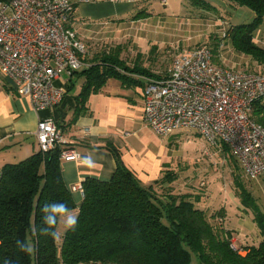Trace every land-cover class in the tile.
Masks as SVG:
<instances>
[{"label": "trees", "instance_id": "obj_1", "mask_svg": "<svg viewBox=\"0 0 264 264\" xmlns=\"http://www.w3.org/2000/svg\"><path fill=\"white\" fill-rule=\"evenodd\" d=\"M190 2L198 8L216 10L223 18L230 13L210 0ZM223 2L234 10L245 12L246 8L252 12L251 22L230 23L224 37L230 36L238 50L264 65V46L255 41L264 24V0ZM121 49L118 46L114 53L96 56L93 65L83 70L88 73L87 79L94 71H101L96 77H125L121 70L146 73L141 66L131 67L121 59ZM88 89L86 84L81 96ZM251 118L264 126V97L253 104ZM220 143L232 158L230 147ZM113 150L115 172L109 180L87 178L79 204L63 179L61 146L39 150L2 167L0 264H191L192 253L202 264H264V211L236 171V195L245 210L252 213L260 237L242 247H235L231 242L233 233L219 223L225 208L210 214L198 207L191 192L175 189L170 170L151 184H142L123 164L120 153ZM234 160L233 168L237 169L241 165L238 158ZM46 204H62L70 212L76 211L75 229H66L58 240L41 235L39 230L46 227L41 209ZM59 221L53 229L57 232ZM18 242L30 244L33 251H22Z\"/></svg>", "mask_w": 264, "mask_h": 264}, {"label": "built area", "instance_id": "obj_2", "mask_svg": "<svg viewBox=\"0 0 264 264\" xmlns=\"http://www.w3.org/2000/svg\"><path fill=\"white\" fill-rule=\"evenodd\" d=\"M75 11L72 0L0 3V72L37 110L61 104L65 92L56 79L85 66L86 45L68 25ZM263 97L264 73L218 64L213 50L203 45L176 56L163 77L148 82L144 120L159 136L192 129L212 144L225 143L246 175L258 179L264 177V126L251 118V110ZM35 135L41 151L61 146L62 161L79 159L54 119H41ZM3 141L0 135V147ZM2 174L0 167V184ZM73 189L83 191V185Z\"/></svg>", "mask_w": 264, "mask_h": 264}, {"label": "crops", "instance_id": "obj_3", "mask_svg": "<svg viewBox=\"0 0 264 264\" xmlns=\"http://www.w3.org/2000/svg\"><path fill=\"white\" fill-rule=\"evenodd\" d=\"M4 1L0 0V3ZM72 1L76 11L68 25L77 32L80 40L86 41L88 49L86 47L82 69L72 76L62 72L55 81V85L65 92L61 104L50 109H35L29 97L16 91L13 80L0 72V135L4 137L0 147V167L24 160L39 151L35 135L39 121L52 118L58 123L67 145L79 154L78 160L62 161L63 179L79 204L83 191L74 190V186L83 185L87 178L109 180L115 172L117 162L113 149L120 153L123 164L142 184L149 185L163 177L165 163L162 153L148 139L153 129L144 120V89L150 80L163 77L165 73L144 64L141 54L130 65L122 58L121 49V59L131 67L141 66L140 70L149 74L121 70L125 77L110 74L96 77L101 71L97 74L94 71L87 79L88 73L83 70L93 65L95 57L102 53H114L120 46L112 50L91 48L103 43L102 37H98L101 29L106 25L113 26L133 13L139 0ZM259 38L258 34L256 41L259 42ZM86 84L89 89L85 96H81ZM75 212L70 214L75 215ZM65 230L64 220L60 219L59 232L64 233Z\"/></svg>", "mask_w": 264, "mask_h": 264}, {"label": "rangeland", "instance_id": "obj_4", "mask_svg": "<svg viewBox=\"0 0 264 264\" xmlns=\"http://www.w3.org/2000/svg\"><path fill=\"white\" fill-rule=\"evenodd\" d=\"M210 1L226 8L231 16L223 18L220 12L198 8L190 0H139L133 13L101 29V35H97L102 37L103 43L91 48L112 50L120 45L121 56L130 65L141 54L144 64L166 74L176 56L187 49L207 45L218 64L236 71L264 73V65L238 50L230 36L224 37L230 23L251 22L252 12L246 8H243L245 12L234 10L223 0ZM139 12L145 15H137ZM258 34L260 41L256 38L255 41L264 46V24L259 27ZM85 45L88 49L87 43ZM148 139L161 151L165 170H170L174 179L172 185L178 192H191L197 206L210 214L225 208L226 214L218 218L219 223L233 233L231 242L235 247L255 242L259 230L252 213L245 210L236 195L234 171L241 176L263 211L264 177L249 179L241 166L233 168L237 157L232 150L233 157L229 158L221 143L212 144L192 129H179L167 136H159L153 130ZM191 264H202L194 253Z\"/></svg>", "mask_w": 264, "mask_h": 264}, {"label": "clouds", "instance_id": "obj_5", "mask_svg": "<svg viewBox=\"0 0 264 264\" xmlns=\"http://www.w3.org/2000/svg\"><path fill=\"white\" fill-rule=\"evenodd\" d=\"M41 211L44 213V224L46 227L41 228L40 234L45 236H51L54 240H58L62 237V233H59L54 229L55 223L58 219L64 220L65 229H75L77 224V217L70 214L66 205L62 204H46ZM35 232V230H34ZM22 251L31 253L33 248L30 244L24 242H18Z\"/></svg>", "mask_w": 264, "mask_h": 264}]
</instances>
